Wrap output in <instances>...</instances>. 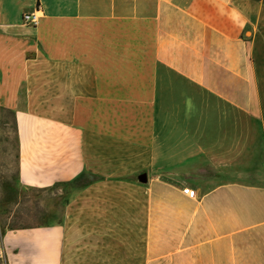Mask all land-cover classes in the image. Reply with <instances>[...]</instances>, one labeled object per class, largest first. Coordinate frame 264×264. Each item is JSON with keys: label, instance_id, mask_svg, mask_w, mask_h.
I'll return each instance as SVG.
<instances>
[{"label": "crops", "instance_id": "1", "mask_svg": "<svg viewBox=\"0 0 264 264\" xmlns=\"http://www.w3.org/2000/svg\"><path fill=\"white\" fill-rule=\"evenodd\" d=\"M0 109L6 264H264V0H0Z\"/></svg>", "mask_w": 264, "mask_h": 264}, {"label": "rangeland", "instance_id": "2", "mask_svg": "<svg viewBox=\"0 0 264 264\" xmlns=\"http://www.w3.org/2000/svg\"><path fill=\"white\" fill-rule=\"evenodd\" d=\"M51 193L22 187L17 179V138L11 112L0 109V208L3 215L10 216L13 225L36 227L47 225L61 217L62 206L67 201H59L56 210L49 211ZM18 205V207L16 206ZM3 211V212H2ZM14 213V214H13ZM18 216V217H16ZM16 217V218H15ZM2 222H6L3 218ZM0 264H6L0 258Z\"/></svg>", "mask_w": 264, "mask_h": 264}, {"label": "built area", "instance_id": "3", "mask_svg": "<svg viewBox=\"0 0 264 264\" xmlns=\"http://www.w3.org/2000/svg\"><path fill=\"white\" fill-rule=\"evenodd\" d=\"M39 14H40V10H38L34 13H31V14H25L23 16V22L27 25L36 26L39 22V18H40ZM183 193L185 195L191 194L190 190L187 188L183 190ZM2 252H3V247H2V244L0 242V255L2 254Z\"/></svg>", "mask_w": 264, "mask_h": 264}, {"label": "trees", "instance_id": "4", "mask_svg": "<svg viewBox=\"0 0 264 264\" xmlns=\"http://www.w3.org/2000/svg\"><path fill=\"white\" fill-rule=\"evenodd\" d=\"M87 182H89V180L84 179V180L78 181V185H83Z\"/></svg>", "mask_w": 264, "mask_h": 264}]
</instances>
